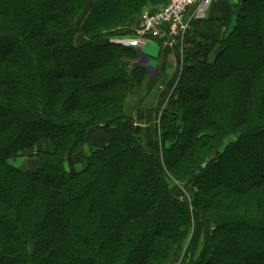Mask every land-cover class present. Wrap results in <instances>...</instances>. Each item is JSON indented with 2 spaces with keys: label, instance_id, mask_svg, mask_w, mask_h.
Wrapping results in <instances>:
<instances>
[{
  "label": "trees",
  "instance_id": "1",
  "mask_svg": "<svg viewBox=\"0 0 264 264\" xmlns=\"http://www.w3.org/2000/svg\"><path fill=\"white\" fill-rule=\"evenodd\" d=\"M170 1L0 0V264H264V0L184 50L151 129L114 40Z\"/></svg>",
  "mask_w": 264,
  "mask_h": 264
},
{
  "label": "crops",
  "instance_id": "2",
  "mask_svg": "<svg viewBox=\"0 0 264 264\" xmlns=\"http://www.w3.org/2000/svg\"><path fill=\"white\" fill-rule=\"evenodd\" d=\"M243 1L210 0L202 17L193 22L183 42L173 39L174 44L170 45L168 41L171 39L146 40L143 47L137 50L142 53L141 56L144 51L148 59L149 75H152V70L155 69L153 76L157 77L160 87L163 88L167 79L178 76L184 50L194 51V42L201 41L203 36L220 41L226 39L235 26Z\"/></svg>",
  "mask_w": 264,
  "mask_h": 264
},
{
  "label": "built area",
  "instance_id": "3",
  "mask_svg": "<svg viewBox=\"0 0 264 264\" xmlns=\"http://www.w3.org/2000/svg\"><path fill=\"white\" fill-rule=\"evenodd\" d=\"M210 0H171L157 12L146 11L134 37L114 40L124 46L142 48L146 40L173 39L183 42L192 22L202 17ZM201 16V17H200ZM166 29L169 31L167 32Z\"/></svg>",
  "mask_w": 264,
  "mask_h": 264
},
{
  "label": "rangeland",
  "instance_id": "4",
  "mask_svg": "<svg viewBox=\"0 0 264 264\" xmlns=\"http://www.w3.org/2000/svg\"><path fill=\"white\" fill-rule=\"evenodd\" d=\"M169 3V2H168ZM168 3H166V4H168ZM166 4H159V5H157V6H151V7H149V9H151V10H148V11H154V10H156V9H158V8H161V7H164V6H166ZM137 31V27L135 28V32ZM131 37H134V36H131ZM125 38V37H124ZM136 49H139L140 50V48H136ZM143 52V56H141V59H140V61L139 62H141V63H144V64H147L148 63V59H147V57H146V55L144 54V51H142ZM142 54V53H141ZM181 69H182V63L180 62V66H179V71H178V76H176V77H173L172 79H167L166 80V82H165V84H163V88L161 87V90H160V92H159V95H158V97H157V100H156V102H155V105L153 106V108H151V109H148V108H143L144 110H145V112H143V113H141V117L143 118V121H146L147 123H148V120H147V118H150V121H149V123L147 124V126H146V124L145 123H142V125L140 124V126H142V127H144L145 128V126H146V128H155V127H159L160 126V122H161V118H162V111L166 108V106H167V104H168V100H169V98H170V96H171V94H172V92L174 91V89H175V87H176V84H177V82H178V80H179V75H180V72H181ZM156 72V70L155 69H153L152 70V75H150L149 76V78H150V80H147V83H146V86H145V89H143L142 91H139V90H137L135 93H134V95H133V97H132V106L131 107H135V106H137L138 104H140L141 102H142V100H144V98L149 94L150 95V93L152 92V90L154 89V86H155V83L157 82L158 83V85L160 86V81H158L157 80V77H155V76H153V74ZM149 92V93H148ZM148 95V96H149ZM147 96V97H148ZM147 97H146V99H147ZM147 133H150L148 130L146 131ZM148 137V136H147ZM233 140V138H230L228 141H227V143H230L231 141ZM88 146V145H87ZM85 149V148H84ZM86 154H87V152H90V146H89V148L87 149L86 148ZM31 152H29V153H24V154H22V155H20L19 157H17L16 159H15V162L18 164V165H20L21 166V168H24V169H28L29 167H35V165L34 164H32V163H24L26 160H27V158H28V155L30 154ZM86 156L87 155H84L80 160H79V162L80 163H77V162H74V161H72L71 163H68L67 164V168H68V170L70 171V170H73V171H75L76 170V165H78V170L80 169V167H81V165H82V163H84L85 162V158H86ZM74 162V163H73ZM175 192L176 193H179V194H181V195H183V196H185L187 199H190V196H189V194H190V188H188L186 185H184V184H181V183H178V182H176V184H175ZM189 193V194H188ZM195 230H197L196 231V235L194 236V234H193V236L194 237H192V235L188 238V240L185 242V245H184V248H183V250H182V252H181V254H182V257L184 258L185 256H186V258H188L187 257V255H188V253H193L196 249H197V247H201V245H202V235H201V233H202V228L201 227H197V229H195ZM201 230V231H200ZM192 243H193V246H192ZM190 254V255H191Z\"/></svg>",
  "mask_w": 264,
  "mask_h": 264
},
{
  "label": "water",
  "instance_id": "5",
  "mask_svg": "<svg viewBox=\"0 0 264 264\" xmlns=\"http://www.w3.org/2000/svg\"><path fill=\"white\" fill-rule=\"evenodd\" d=\"M161 90V87L158 85L153 89V91L150 93V95L147 97V99L144 101V106L147 108H151L155 105L156 99L158 97V94Z\"/></svg>",
  "mask_w": 264,
  "mask_h": 264
}]
</instances>
